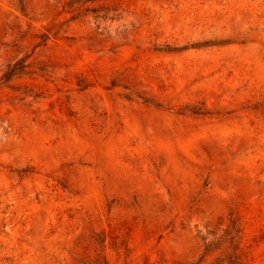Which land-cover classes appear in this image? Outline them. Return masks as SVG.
Instances as JSON below:
<instances>
[{"label": "rangeland", "instance_id": "obj_1", "mask_svg": "<svg viewBox=\"0 0 264 264\" xmlns=\"http://www.w3.org/2000/svg\"><path fill=\"white\" fill-rule=\"evenodd\" d=\"M0 264H264V0H0Z\"/></svg>", "mask_w": 264, "mask_h": 264}]
</instances>
